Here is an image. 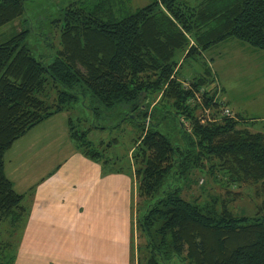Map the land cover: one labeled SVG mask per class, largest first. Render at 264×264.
Returning a JSON list of instances; mask_svg holds the SVG:
<instances>
[{
  "label": "trees",
  "instance_id": "16d2710c",
  "mask_svg": "<svg viewBox=\"0 0 264 264\" xmlns=\"http://www.w3.org/2000/svg\"><path fill=\"white\" fill-rule=\"evenodd\" d=\"M24 13V0H0V28ZM61 16L59 49L49 64L32 55L28 30L0 43V232L16 236L27 216L25 196L5 174L6 154L37 125L79 107L136 127L132 165L123 166L145 203L134 221L143 240L136 264H264V198L252 217L237 216L231 204L239 193L200 201L184 198L176 184L186 189L219 178L227 187L258 186L264 194V133L241 126L251 119L231 113L206 61L189 84L179 78L187 59L196 63L229 40L264 51V0H152L135 10L128 0H81ZM157 105L164 110L153 121ZM165 113L179 123L175 143L157 129ZM80 120L75 125L68 118V136L98 162L102 151L91 149Z\"/></svg>",
  "mask_w": 264,
  "mask_h": 264
},
{
  "label": "rangeland",
  "instance_id": "374dc122",
  "mask_svg": "<svg viewBox=\"0 0 264 264\" xmlns=\"http://www.w3.org/2000/svg\"><path fill=\"white\" fill-rule=\"evenodd\" d=\"M74 1L81 0H24V15L13 23H9L0 28V43L21 30H28L29 34L26 38V43L32 55L36 58H42L46 64L51 63L55 56V51L59 49L58 35L62 11ZM151 1L152 0H128V6L130 10H135L149 4ZM177 1H185L194 4L200 0ZM183 57L184 54L179 53L176 60H182ZM203 58H198L196 63L190 59H187L183 63L180 69V83L184 84L186 82L189 84V80L202 72V64L206 61L211 73H216L221 84L220 86L223 87V93L228 99L230 107L233 109L231 113H238L245 119H251L249 122H242L241 126L247 127L254 132L264 133V51L254 49L236 40H229L205 52ZM179 64H181V62ZM155 97V101L153 99L154 102L150 105V108H152L160 98L158 94ZM163 110L164 108L161 105L155 107L153 121H155L158 116L162 115ZM94 112H98V115H95L91 109L83 110L78 107V109L63 114L67 116V120L69 117L74 120L75 125H77L76 119H81V125L78 129H82L83 131L87 130V140L91 143V149L102 151V159H99L98 162L90 160L99 167L102 183L109 185L111 180L107 176L110 175H119L122 177L124 175L129 179L131 188L127 186L123 194H116L113 198V204L117 203L118 208H123L124 205L125 208L130 206V211L133 213L132 245L134 247V252H132V255H134L137 246L143 245V240L139 238L138 231L134 227V221L137 215V208H139V212L142 211L145 203L137 197V181L135 177L128 174L130 170L124 169V172L123 166L126 165L130 168L129 162L130 165H132L130 161V150L133 147L131 141L137 137L136 127L135 125L120 123V116L118 115L110 119L107 112L99 110ZM165 114L167 118L157 126V129L162 134L168 136L172 143H175L177 138H179V134L177 135L179 123L176 120L170 119L173 116H170L168 113ZM57 123V125H54V132L60 135L64 130L63 133L66 134L68 131L66 121H64L63 124ZM117 124H119V126ZM94 125L101 127L113 126V128H96ZM145 125H147V121ZM185 126L188 127V123ZM49 135L51 136L49 130L37 131L34 134H30V138L35 139L37 142V144L31 148L34 149L36 153L42 150L41 154L44 156L52 155V153L55 152V148H51L52 146L50 143L46 144L47 136ZM109 143H111L110 146ZM70 145L73 147L74 151L82 154L72 141H70ZM68 151L67 139V141L61 144L59 155L56 157L51 156V159H48L44 166L52 171L63 161ZM105 160H108V162L104 163ZM117 170L120 171L116 172ZM222 183L224 182L219 180V178L216 181H212L204 177L200 179L198 183L196 182V185L193 184L190 187H186V189L183 183L176 184L184 189L182 192L184 198L196 197L200 201L208 199L207 195L219 196L220 199H222L226 198L227 192H231V194L239 193L240 198L231 204L233 213L237 216L252 217L256 210L255 207L264 198V194L259 187H254L252 185L227 187L222 185ZM200 187L207 190V192L204 193ZM4 226L5 224L0 225V230H3ZM0 233V239L2 241L11 243L9 246L8 244H1L0 264H7L9 261L14 264L18 255L16 242L19 243L17 238L20 234V230H18L16 236L10 238L6 236L5 232L1 231ZM136 257L137 254H135V258ZM169 263L182 264L177 259L171 260ZM134 264H136V261H134Z\"/></svg>",
  "mask_w": 264,
  "mask_h": 264
},
{
  "label": "crops",
  "instance_id": "0c3cea01",
  "mask_svg": "<svg viewBox=\"0 0 264 264\" xmlns=\"http://www.w3.org/2000/svg\"><path fill=\"white\" fill-rule=\"evenodd\" d=\"M56 121L67 124V116L60 113L37 125L6 154L5 174L25 196L27 210L14 264H134L133 213L130 206L113 204L116 194L131 188L129 179L110 175L109 185L102 183L99 167L73 150L68 131L54 132ZM42 130L51 133L46 144L55 148L52 155L31 148L37 142L30 134ZM67 139L66 157L50 171L44 164L59 155Z\"/></svg>",
  "mask_w": 264,
  "mask_h": 264
},
{
  "label": "built area",
  "instance_id": "2783aa9c",
  "mask_svg": "<svg viewBox=\"0 0 264 264\" xmlns=\"http://www.w3.org/2000/svg\"><path fill=\"white\" fill-rule=\"evenodd\" d=\"M197 100H198V102L201 104V100H200V98L197 96ZM225 113H228V111L226 110L225 111ZM203 122V121H202Z\"/></svg>",
  "mask_w": 264,
  "mask_h": 264
}]
</instances>
